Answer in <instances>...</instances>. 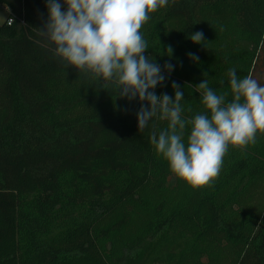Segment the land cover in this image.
<instances>
[{
    "label": "trees",
    "instance_id": "obj_1",
    "mask_svg": "<svg viewBox=\"0 0 264 264\" xmlns=\"http://www.w3.org/2000/svg\"><path fill=\"white\" fill-rule=\"evenodd\" d=\"M22 1L0 25V264H264V134L193 189L150 142L168 122L139 131L138 98L66 68L37 35L47 0ZM140 31L166 77L155 93L176 82L185 120L205 111L203 79L228 101L231 68L264 85V0H169Z\"/></svg>",
    "mask_w": 264,
    "mask_h": 264
},
{
    "label": "clouds",
    "instance_id": "obj_2",
    "mask_svg": "<svg viewBox=\"0 0 264 264\" xmlns=\"http://www.w3.org/2000/svg\"><path fill=\"white\" fill-rule=\"evenodd\" d=\"M168 4L169 0H63V4L47 0V20L36 30L66 68L91 77L99 88H113L116 97L138 98L139 131L154 118L166 120L167 127L158 134L153 124L150 142L177 178L199 189L211 186L219 176L229 145L244 149L256 143L257 133L264 134V85L251 75L239 79L231 68L228 101V92L217 94L203 79L194 87L205 111L183 119L184 90L176 82H172L174 98L154 91L166 77L154 58L144 55L149 46L140 31L150 13ZM189 38L196 44L205 42L202 31ZM172 53L167 46L166 55L171 58ZM188 57L199 61L194 53ZM174 67L166 63L163 71L170 74ZM187 125L191 129L185 142Z\"/></svg>",
    "mask_w": 264,
    "mask_h": 264
},
{
    "label": "rangeland",
    "instance_id": "obj_3",
    "mask_svg": "<svg viewBox=\"0 0 264 264\" xmlns=\"http://www.w3.org/2000/svg\"><path fill=\"white\" fill-rule=\"evenodd\" d=\"M23 13L22 0H0V25L13 16L18 21Z\"/></svg>",
    "mask_w": 264,
    "mask_h": 264
},
{
    "label": "built area",
    "instance_id": "obj_4",
    "mask_svg": "<svg viewBox=\"0 0 264 264\" xmlns=\"http://www.w3.org/2000/svg\"><path fill=\"white\" fill-rule=\"evenodd\" d=\"M15 20H16V18L13 17V16H11V17H9V18L6 20V22H7L8 25H12V24L14 23Z\"/></svg>",
    "mask_w": 264,
    "mask_h": 264
}]
</instances>
